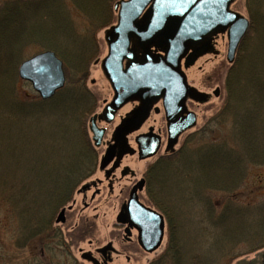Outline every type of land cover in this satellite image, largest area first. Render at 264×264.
Instances as JSON below:
<instances>
[{
    "label": "trees",
    "instance_id": "16d2710c",
    "mask_svg": "<svg viewBox=\"0 0 264 264\" xmlns=\"http://www.w3.org/2000/svg\"><path fill=\"white\" fill-rule=\"evenodd\" d=\"M65 1L14 0L0 7V94L4 110L6 107L19 118L41 117L44 111L53 116L51 130L59 164L55 192L58 199L52 203L54 211L66 206L85 179V171L95 166L96 153L89 141L85 121L92 115L96 101L92 93L86 91V79L91 62L100 54L96 34L115 22L113 5L117 2L70 0L86 18L84 27L78 29L68 17ZM251 1V26L241 43L247 45L243 51L249 54V59L247 64L242 61L238 71L228 70L226 105L212 118L219 126L228 122L231 133L219 141H207L205 138L210 130H196L186 136L180 149L159 157L146 168L148 201L168 221L164 258L161 263L153 264L165 263V259L170 264H229L239 243L245 242L254 251L263 248L264 201L251 207L230 201L219 208L210 197L211 192L228 194L240 189L249 166L264 165V0ZM27 44L38 47L39 51H54L64 63L66 85L49 101L26 102L14 93L12 81L18 78L20 52ZM244 94L242 102L248 107L243 110L240 98ZM80 120L82 147L75 149V144L72 146L70 142L73 134L71 136L68 131L73 129L70 127L73 122L78 124ZM158 193L161 199L163 194L167 195L164 197L167 206L153 198L152 194ZM189 206L195 213L198 228L207 232L204 231L205 236L201 238L198 233L193 234L191 251L186 250L189 242L181 238L180 219L184 208ZM38 227L36 234L39 235L48 228L46 224L45 228ZM94 230L91 220L81 221L67 236L71 240L83 239L92 237Z\"/></svg>",
    "mask_w": 264,
    "mask_h": 264
},
{
    "label": "rangeland",
    "instance_id": "374dc122",
    "mask_svg": "<svg viewBox=\"0 0 264 264\" xmlns=\"http://www.w3.org/2000/svg\"><path fill=\"white\" fill-rule=\"evenodd\" d=\"M13 1L0 0V7ZM65 2L66 9L69 11V19L75 23L76 28H83L86 24V18L70 0ZM252 5L251 0H235L230 5V9L251 21ZM113 14L116 21L114 9ZM106 30L102 29L96 34L100 54L97 60L91 62L86 79V91L92 93L96 101L95 106L91 109L93 113H100L105 102L111 101L113 95V90L100 68V60L107 53L103 38ZM210 43L213 47L212 53H207L198 58L191 67H183L188 84L194 86L198 92L203 93L207 98L204 102L187 100L186 106L197 116V121L195 128L188 130L181 136L176 149H180L187 138L186 136L196 132V130L202 131L204 129L208 132L210 130L205 138L207 141H219L227 138L232 130L228 122L219 126L217 123H213L212 118L219 109L226 105L225 78L228 70L232 68L233 71H238L242 61L247 64L249 54L243 51L247 45L244 42L240 44L242 47H238L233 63H228L226 59L227 34L222 33L213 36ZM38 51V47L27 44L20 52L22 60L38 54ZM12 86L17 97L26 102L41 100L38 93L34 91L32 84L23 81L19 76L12 81ZM216 90H219L218 96L215 94ZM249 92L251 93L252 89H249ZM244 98L245 94L244 97L240 98L241 102L245 100ZM2 99L3 96L0 94V264H93L92 261H87L84 255H92L99 262L98 249L109 244H112L113 249L110 252L111 260L108 264H153L157 261L161 263L160 260L164 258L168 243V221L165 219V235L162 240L163 243L157 251L147 253L138 245L136 246L137 233L135 231H132V244L128 243L125 239V233L122 232V226L116 223L122 201L126 200V193L118 194L120 185H117L113 192H110L107 182H104V174L99 170V160L104 153L105 146L98 149L94 148L96 153L95 166L85 171V179L79 183V186L72 193L71 200L65 204L66 208L71 205V208L65 212V222L56 221L57 214L61 209L54 211L52 205L58 199L55 192L57 191L58 178L56 170L59 165L55 156L57 145L53 142L54 133L51 130L53 116L44 111L41 117L24 116L19 118L11 112L9 113L6 107L7 112L4 110L5 105H2ZM242 105H244L243 102ZM246 107H248L247 103L243 106V110ZM160 108L162 110V107ZM121 109L113 123L106 124L103 122L99 124L100 127H105L107 131L104 140L109 139L113 127L118 123V117L128 111V106L124 105ZM161 116H163V112L159 115L152 114L142 128L147 132L151 129H148L149 126H153L155 130L157 127L162 128L163 146L158 155L163 154L167 139L165 118ZM90 117L91 115L86 118L85 128L91 142L92 134L88 131ZM81 123L82 120L78 124L73 122L70 125L73 129L68 131L71 136L73 134V141L70 142L72 146L75 144V149L79 146L82 147L83 134L79 128ZM67 140L65 143L69 145ZM129 140L130 145L135 149V140L131 136H129ZM155 161L156 158L154 157L139 160L135 154L134 156H125L123 164L134 171L135 178L138 179L146 173V168ZM128 180L127 177L120 180L121 186L129 183ZM240 186V189L228 194L211 192L210 197L216 207L219 208L230 201H234L239 206L251 207V205L260 204L264 201V165H250L247 176ZM146 188L142 200L147 205L152 206L148 201ZM122 190L125 191V189ZM152 195L156 200H160L159 203L162 206H167V201L164 200L167 195L163 194L162 199L159 193L156 196L155 194ZM9 196L14 198L10 199ZM152 207L156 210L154 206ZM184 211L180 218L182 221L181 229L183 230L181 238L184 237L187 243L189 242L186 250L191 251L193 234L198 233L199 238H201L205 236L203 235L204 231L207 232L203 228H198L195 213L193 209H190V206L184 208ZM87 220H91L95 225L93 236L83 239L76 237L71 240L67 236L68 233L76 230L81 221L86 222ZM45 224L48 228L42 231V234H36L38 226L41 227L42 225L45 228ZM131 246L133 249L130 248ZM235 248L234 259L229 264H260L264 260V245L263 248L254 251L251 249L252 247L249 248L245 242H242ZM162 264H170V262L165 259V263Z\"/></svg>",
    "mask_w": 264,
    "mask_h": 264
},
{
    "label": "water",
    "instance_id": "95a60500",
    "mask_svg": "<svg viewBox=\"0 0 264 264\" xmlns=\"http://www.w3.org/2000/svg\"><path fill=\"white\" fill-rule=\"evenodd\" d=\"M234 0H118L116 24L104 33L108 53L100 66L108 79L114 96L101 114L93 115L89 130L96 146L101 145L105 133L96 120L112 122L115 113L124 104L137 100L140 104L129 117L115 128V141L126 144L125 137L137 130L149 116L151 107L163 100L167 119V150L173 151L179 136L195 127L196 116L188 111L187 98L204 102L206 95L186 83L181 61L186 68L210 50L209 39L227 32V61L232 63L243 37L248 32L249 21L238 12L230 10ZM191 51V53H188ZM20 78L30 82L43 100H49L65 84L63 62L53 51H43L23 61L18 68ZM218 91L215 94L218 96ZM152 131V130H151ZM139 159L156 155L160 138L151 132L136 137ZM109 146L101 160L105 168L115 156V148ZM135 186L117 216V222L127 224L138 232L137 242L145 252L157 250L164 236L163 216L144 206L137 197ZM71 206L68 207V209ZM65 209L57 215V222L65 221ZM111 245L101 251H109ZM87 260L97 264L91 255ZM264 264V262H263Z\"/></svg>",
    "mask_w": 264,
    "mask_h": 264
},
{
    "label": "flooded vegetation",
    "instance_id": "af4514ba",
    "mask_svg": "<svg viewBox=\"0 0 264 264\" xmlns=\"http://www.w3.org/2000/svg\"><path fill=\"white\" fill-rule=\"evenodd\" d=\"M211 40H212V37H211L210 41ZM212 52H213V47L211 48V50L208 53H212ZM162 103H163L162 101H158V102H156L153 105L152 110L150 111V115H149L148 119L138 128V130H136L133 133L129 134L125 138L126 144L124 146H120L115 141V136H114V131L115 130H114V128L118 124H120V122H122L123 117L129 116V114L138 105V102L137 101H132V102L126 104L128 106V111H126L125 113H123V115H121V116L118 117V119H117L118 120V123L113 127V132H112L111 136H109V139H107V140H104V138H103V142H102V145H101V147H104L105 146L104 147V153H105V150H106V148H108V146H113L114 144H116L115 145V148H114V151H115L114 158L108 164H106V166H105V168L103 170H101L99 168L100 172H102L104 174V182H107V184H108L107 187L110 190V192H113V190L115 189V187L117 185H120V187L118 189V192H119L118 194L121 195V194H123V192H125L126 193V196H127L126 197V200H127L128 196H129V194L131 192L130 190H132V188L134 186H137L136 184L138 183V181L144 180L143 188L141 190H138L139 188L137 189L139 201H141L144 205L146 204V202L142 200V195H144V193H146L145 188L147 186V180L145 178V175L143 174L138 179H136L135 178V172L132 171L127 165H124L123 164V159L127 155L134 156L136 154V150L130 145L129 136H131V138H133V140H134L136 136L141 135V134H144L145 132H147L146 130H143L142 128L144 127V124L147 123V121L150 119V116L152 114L153 115L154 114L159 115L161 112H163V116H161V117L165 118V113H164V109L162 107ZM159 105H160V107H162V110L159 107ZM118 113H116L115 117L117 116ZM103 122L104 121H100L99 124H101ZM165 124H166V118H165ZM150 128L152 129L153 133L155 132L161 138V146L159 148L160 149L159 152H160L161 151V147L163 146V139H164L163 138L162 128L161 127H157V130H155V128L153 126H149L148 129H150ZM104 153H103V155H104ZM166 153H168V152H166V149H165L164 152H163V154L158 155V153H157L154 158L158 159V157L164 156V155H166ZM103 155L100 157V159L103 157ZM126 177L129 178V180H128L129 183L123 184V186H121L120 180H122V179H124ZM122 189H125V191H123ZM126 200L125 201H122L123 203L121 204V206L126 203ZM120 226H122V229H123L122 232L124 233L125 226L124 225H121V224H120ZM132 231H134V230H131L130 231L131 234L125 235V239H127V241H128L129 244H132L131 243V240H132L131 236L133 234ZM137 245H138V243L136 244V246ZM130 248L133 249L132 246ZM112 249L113 248H111L110 250L112 251ZM110 252L108 253V251H101L100 248L98 249V252L97 253H99V255H100V257H99V264H108L110 262V260H111Z\"/></svg>",
    "mask_w": 264,
    "mask_h": 264
},
{
    "label": "bare ground",
    "instance_id": "6f19581e",
    "mask_svg": "<svg viewBox=\"0 0 264 264\" xmlns=\"http://www.w3.org/2000/svg\"><path fill=\"white\" fill-rule=\"evenodd\" d=\"M184 62H185V59H182V61H181V65L184 64Z\"/></svg>",
    "mask_w": 264,
    "mask_h": 264
}]
</instances>
